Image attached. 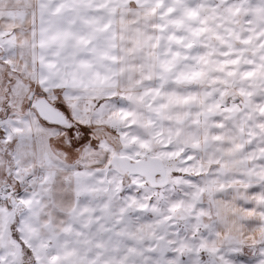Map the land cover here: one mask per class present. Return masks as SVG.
Returning <instances> with one entry per match:
<instances>
[{
	"label": "rangeland",
	"instance_id": "rangeland-1",
	"mask_svg": "<svg viewBox=\"0 0 264 264\" xmlns=\"http://www.w3.org/2000/svg\"><path fill=\"white\" fill-rule=\"evenodd\" d=\"M204 3L209 80L264 94V0ZM2 7L0 149L13 166L10 139L28 140L20 148L30 166L17 178L0 176L12 191L0 204V264H264V191L251 189L250 175L226 170L227 136L215 128L198 157L190 152L189 169L181 152L164 155L156 177L132 172L123 158L163 155V145L123 129L119 95L102 92L91 104L82 90H42L40 17ZM37 97L67 120L38 116L29 106Z\"/></svg>",
	"mask_w": 264,
	"mask_h": 264
},
{
	"label": "crops",
	"instance_id": "crops-1",
	"mask_svg": "<svg viewBox=\"0 0 264 264\" xmlns=\"http://www.w3.org/2000/svg\"><path fill=\"white\" fill-rule=\"evenodd\" d=\"M204 4V0H0V12L2 6L17 5L19 12L35 11L40 17L42 90L51 83L64 91L82 90L86 93L82 99L91 104L102 92L119 95L123 129L163 145L167 153L162 149L163 155L146 159H159L164 166V155L183 152L189 169L194 164L189 161L200 155L217 128L215 133L227 136L231 144L225 149L231 156L226 170L250 175L251 189L264 191V94L259 87L209 80L201 50L205 27L211 28ZM72 102L81 105L80 98ZM221 103L228 105L226 111L220 110ZM104 104H112V99L106 98ZM10 140L13 166L7 162V150L0 149V176L8 179L30 166L20 148L28 140ZM138 160L142 159L133 161Z\"/></svg>",
	"mask_w": 264,
	"mask_h": 264
},
{
	"label": "bare ground",
	"instance_id": "bare-ground-1",
	"mask_svg": "<svg viewBox=\"0 0 264 264\" xmlns=\"http://www.w3.org/2000/svg\"><path fill=\"white\" fill-rule=\"evenodd\" d=\"M122 162L125 163L132 172L138 173L142 175H146L147 177H154V175H159L160 173L165 172L164 163L155 158L132 161L128 158L122 159Z\"/></svg>",
	"mask_w": 264,
	"mask_h": 264
},
{
	"label": "water",
	"instance_id": "water-1",
	"mask_svg": "<svg viewBox=\"0 0 264 264\" xmlns=\"http://www.w3.org/2000/svg\"><path fill=\"white\" fill-rule=\"evenodd\" d=\"M31 105L38 115L45 120L51 122H65L67 120L64 112L52 105L45 97H37Z\"/></svg>",
	"mask_w": 264,
	"mask_h": 264
},
{
	"label": "built area",
	"instance_id": "built-area-1",
	"mask_svg": "<svg viewBox=\"0 0 264 264\" xmlns=\"http://www.w3.org/2000/svg\"><path fill=\"white\" fill-rule=\"evenodd\" d=\"M226 106L222 105L221 110H225ZM12 196V191L6 187H0V204L6 203Z\"/></svg>",
	"mask_w": 264,
	"mask_h": 264
},
{
	"label": "snow or ice",
	"instance_id": "snow-or-ice-1",
	"mask_svg": "<svg viewBox=\"0 0 264 264\" xmlns=\"http://www.w3.org/2000/svg\"><path fill=\"white\" fill-rule=\"evenodd\" d=\"M29 106H30V107L32 106V105H31V103H30V105H29ZM84 146H85V147H87V145H84Z\"/></svg>",
	"mask_w": 264,
	"mask_h": 264
},
{
	"label": "flooded vegetation",
	"instance_id": "flooded-vegetation-1",
	"mask_svg": "<svg viewBox=\"0 0 264 264\" xmlns=\"http://www.w3.org/2000/svg\"><path fill=\"white\" fill-rule=\"evenodd\" d=\"M154 177H156V175H154Z\"/></svg>",
	"mask_w": 264,
	"mask_h": 264
}]
</instances>
